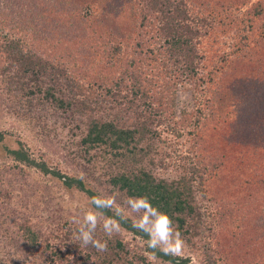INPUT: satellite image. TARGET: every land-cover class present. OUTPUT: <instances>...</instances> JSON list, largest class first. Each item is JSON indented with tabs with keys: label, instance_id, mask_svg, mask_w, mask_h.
Here are the masks:
<instances>
[{
	"label": "trees",
	"instance_id": "1",
	"mask_svg": "<svg viewBox=\"0 0 264 264\" xmlns=\"http://www.w3.org/2000/svg\"><path fill=\"white\" fill-rule=\"evenodd\" d=\"M86 1L82 6L75 0H0V106L6 103L0 116L15 105L27 118L48 115L57 122L67 115L86 155L95 151L104 160H130L131 164L143 157L140 145L151 149L156 128L162 124L177 134L170 121L176 128L194 125L201 132L214 122L224 136L231 128L226 111L243 100V112H236L252 111L244 118L255 124V131L233 142L224 138L223 145L212 143L215 155L221 156L211 169L205 168L196 179L180 173L168 180L144 166L126 168L129 164L120 162L122 168L109 175L103 186L116 194V203L129 215L97 211L147 241L148 236L132 226L136 214H130L126 203L128 197L146 196L178 225L182 237L195 238L201 233L203 217L193 192L195 180L212 203H218L216 193L225 188L224 194L231 196L221 197L218 216L211 223V228L214 223L221 228L214 241L205 244L204 264H250L249 258L251 264H264V197L248 195L249 180L230 189L237 176L230 177L232 162L250 156L255 160L259 150L264 155V0L249 7L251 0ZM242 8L246 9L240 16ZM221 37L231 41L228 53L202 50L205 40L211 49ZM186 84L203 96V109L183 113V120L176 121L173 101L177 88ZM4 138L0 133V141ZM9 154L18 162L30 163L23 149ZM92 156L88 161H93ZM166 163L159 161V166L167 167ZM254 167L252 162L248 168ZM60 179L67 187L74 183L83 188L72 177L60 175ZM96 181L102 183L100 178ZM86 192L90 198L97 195ZM9 200V191L0 185V227L10 223L0 229V236L13 254L19 253L29 264H148L144 253L129 249L121 232L108 239L97 229L96 238L108 241L106 252L82 247L74 235L77 225L64 221L60 207L52 205L50 211L49 197L44 216L15 214ZM31 219L36 221L30 224ZM144 251L152 250L146 245ZM156 255L163 262L187 264L159 251Z\"/></svg>",
	"mask_w": 264,
	"mask_h": 264
},
{
	"label": "rangeland",
	"instance_id": "2",
	"mask_svg": "<svg viewBox=\"0 0 264 264\" xmlns=\"http://www.w3.org/2000/svg\"><path fill=\"white\" fill-rule=\"evenodd\" d=\"M258 1L260 0H251L247 7ZM75 2L82 6H85L87 3L86 0H75ZM246 8H242L237 14L241 16ZM207 43L208 41L205 40L201 48L203 51L206 49L207 51H211L208 53H222L223 51L224 53H228L230 51L231 41H225L223 37L219 38L218 44L214 43L211 49ZM15 101H17L16 98ZM203 101V96L193 90L192 84L178 87L173 101L176 121L183 120V113L190 114L193 111L197 112V110L203 109ZM243 102L242 100L237 105L230 106L228 108L229 111H226L227 122L231 128L224 136H221V128L219 130L220 134L217 131L218 129L214 128V122H210L208 129L201 132L194 129V125L188 126L187 130L179 127L176 128L175 123L170 121L174 129H176L177 134L172 132L173 128L169 130L167 124H162L159 128H156V132H158L157 140L151 143V149H146V144L139 146L144 149L141 154L143 157L140 160L131 164L128 163L130 160L120 162L129 164L125 165L126 168L137 165L144 166L148 170L154 171L156 176L160 178L164 177L168 180L178 178L180 173H187L189 176L194 175V179H196L195 177L203 174L204 169L210 168L221 156V153H219L218 157L215 155L216 148L212 147V143L213 146L215 141L223 145L222 141L224 138V141L233 142L237 139H244L248 134L254 133L255 124L252 121L248 123L244 118V115L249 117L252 111H247L244 115L243 113L238 115L236 112H243L245 105ZM5 104L0 106V110L4 109L3 106ZM20 111L18 105H15V107H11L10 109L6 108L3 116H0V133L5 137L0 141V172H3L2 177L0 176V185L2 189L9 191L10 200L8 202H10V209H14L15 214L21 211L30 215H34V212L37 214L43 213L44 216L46 209L48 211V208H45V201L49 197L52 201L49 210H53L52 205L60 207L62 218L64 221H68L73 220V218H79L83 211L87 210L88 207H92L89 204L90 197L86 192L87 190L93 191L100 196H116L115 193L107 191L103 183L109 178V175L116 173L122 168L119 160L115 159L113 162L108 160V158L104 160L102 156H95V151L86 155L84 148L78 143L81 140L78 137V131L75 129L71 131L73 123L67 115L54 122L48 115L45 119L41 117L38 120L30 117L27 118V115L21 114ZM137 120L141 122L144 118L140 117ZM204 133L205 136L200 135ZM13 149H23V152L29 156L30 163L27 164L14 160L13 156L9 154V151ZM223 149L228 151V148L225 146ZM259 151L258 155L253 157L255 160L250 156L232 162L233 170L230 177L233 174L237 176L232 181L234 184L230 187L232 189L231 192L238 187H242V183L249 180L251 184L248 187L251 190L248 195L254 196L260 193L264 197V160L260 159H264V155L261 157V151ZM91 155H94L92 156L93 161H88ZM141 155H138V157ZM31 161L47 168L50 173L45 174L41 167L33 165ZM159 161H166L167 167L162 168L159 166ZM252 162L257 167L249 169L248 167H250ZM51 173H55L56 176ZM225 173L223 174L225 175ZM242 173H245V175H242ZM223 174L219 178H223ZM60 175L72 177L80 181L83 188L76 186L74 183L72 184L73 186L67 187L63 183V180L60 179ZM98 178L101 179L102 183L96 181ZM198 183L195 180L193 192L203 214L202 223L200 224L201 235L198 234L195 238H192L187 234V236L183 237L187 247L182 255L175 256L178 261L186 260L187 264H204L203 251L204 247H206L205 244L214 241L215 237H217L216 233L221 228L219 225L215 227V223L211 228L212 220L214 221V216L218 213L220 201L222 200L221 197L225 195L231 196V194H224L226 193L224 188L223 193H216L218 203H212L207 195L202 194ZM21 196L23 199H21ZM123 213L127 216L129 215L126 211ZM35 221V219H31L30 224ZM9 224V222L5 223V226L0 227V229H7ZM204 227L206 228L205 230ZM9 229L12 230V225ZM121 233L125 239L124 241L129 243V249L134 253L143 254L145 252V241L134 237L126 231H122ZM1 238L0 236V264H29V261L21 259L22 257L19 253L13 254L3 244L4 242ZM248 260L251 264V258ZM158 264L176 263L158 260Z\"/></svg>",
	"mask_w": 264,
	"mask_h": 264
},
{
	"label": "clouds",
	"instance_id": "3",
	"mask_svg": "<svg viewBox=\"0 0 264 264\" xmlns=\"http://www.w3.org/2000/svg\"><path fill=\"white\" fill-rule=\"evenodd\" d=\"M126 203L130 214H136L132 226L148 236L145 244L147 249L152 250L144 252L148 264H158L157 251L170 256L183 254L187 247L186 241L181 236L178 225H174L166 213L154 207L146 196L128 197ZM89 204L95 207H88L79 218L72 220L77 225L75 239L80 241L82 247L91 245L98 252H106L108 241L96 238L97 229L100 228L108 239L126 230L122 229L117 219L106 216L97 209H112L117 216H121L124 210L116 204L114 196L96 195L89 198Z\"/></svg>",
	"mask_w": 264,
	"mask_h": 264
}]
</instances>
